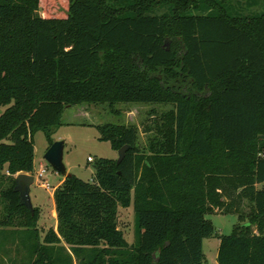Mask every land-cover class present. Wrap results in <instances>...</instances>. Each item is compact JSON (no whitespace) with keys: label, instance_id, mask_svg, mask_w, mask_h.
Segmentation results:
<instances>
[{"label":"trees","instance_id":"obj_1","mask_svg":"<svg viewBox=\"0 0 264 264\" xmlns=\"http://www.w3.org/2000/svg\"><path fill=\"white\" fill-rule=\"evenodd\" d=\"M118 103L170 109L150 111L146 151L137 127L96 126L129 149L96 159L92 182L62 178L40 243L39 210L14 191L34 134L48 148L66 108ZM0 107V226L33 237L28 264H203L213 213L239 220L217 264H264V0H0Z\"/></svg>","mask_w":264,"mask_h":264},{"label":"rangeland","instance_id":"obj_2","mask_svg":"<svg viewBox=\"0 0 264 264\" xmlns=\"http://www.w3.org/2000/svg\"><path fill=\"white\" fill-rule=\"evenodd\" d=\"M46 7L42 5L40 12ZM256 10L258 9L255 8L254 11ZM4 109V107H0V114ZM113 109L115 112H112L107 104H82L64 110L61 125L53 134L52 140L64 143L62 161L67 174L74 175L84 182H92L93 163L96 159H117V152L111 148L110 144L99 141V132L96 129L98 125L110 123L137 127V146L140 151H146L147 139L150 135H154L144 132L146 127L152 125L154 119V115H150V111L153 110L154 114H160L170 109V106L118 103L114 105ZM33 142V172L27 174L34 178V183L30 187V195L33 201L32 206L39 205L36 207L39 210L37 229L38 241L41 243L40 230L44 231L51 226L55 218L50 192L63 177L43 159L48 145L45 134L41 131L36 132ZM88 158L91 161H88ZM41 170H44V173L39 178L37 174ZM5 184L3 183L2 186ZM262 187L264 184L257 186L258 189ZM242 210L248 212L249 206L244 203ZM206 218L212 222L215 236L203 239L202 250L205 255L203 264H217L218 238L230 234L233 226L239 223V220L235 214L223 215L221 213L209 214L206 215ZM117 225L123 235L125 234L126 241L132 244L135 240L132 205L127 208L118 207ZM32 243L33 237L26 234V230L17 226L16 223H12L10 226H0V264H28L31 260L29 247ZM63 245L68 248L65 244Z\"/></svg>","mask_w":264,"mask_h":264},{"label":"water","instance_id":"obj_3","mask_svg":"<svg viewBox=\"0 0 264 264\" xmlns=\"http://www.w3.org/2000/svg\"><path fill=\"white\" fill-rule=\"evenodd\" d=\"M63 148L64 143L62 141H55L50 145L46 153L44 154V161L58 174H60L62 177H66L67 172L65 169V166L62 161L63 157ZM129 149V146H124L121 149L117 151V159L116 163L119 164L127 150ZM34 183V178L32 175L27 173H18L15 176V185H14V191L18 193L20 198V204L27 207L28 210L32 211L33 206L30 200V187Z\"/></svg>","mask_w":264,"mask_h":264},{"label":"crops","instance_id":"obj_4","mask_svg":"<svg viewBox=\"0 0 264 264\" xmlns=\"http://www.w3.org/2000/svg\"><path fill=\"white\" fill-rule=\"evenodd\" d=\"M62 181H63V179L56 185V186H54L53 187V190L50 192V199H51V204H52V208H53V211H54V215H55V218H54V220L52 221V225L51 226H49L47 229H45L44 231H41L40 229V232H39V234L41 235V240H42V238H43V236H44V234L49 230V229H53V231L55 232V233H57V217H56V211H55V203H54V199H53V192H54V190H55V188L57 187V186H59L61 183H62ZM30 200H31V203H33V201H32V196L30 195ZM35 200L37 201V202H39L38 200H37V198H35ZM36 202V203H37ZM35 207H39V205L37 204ZM124 237H125V234L123 235ZM126 240V239H125ZM63 243V242H62Z\"/></svg>","mask_w":264,"mask_h":264},{"label":"built area","instance_id":"obj_5","mask_svg":"<svg viewBox=\"0 0 264 264\" xmlns=\"http://www.w3.org/2000/svg\"><path fill=\"white\" fill-rule=\"evenodd\" d=\"M88 161H91V159L88 158ZM43 173H44V170H41V171L38 172L37 176H38L39 178H41V177L43 176Z\"/></svg>","mask_w":264,"mask_h":264}]
</instances>
